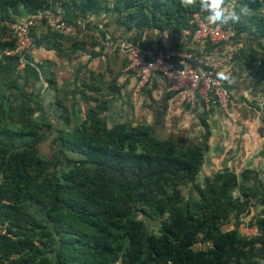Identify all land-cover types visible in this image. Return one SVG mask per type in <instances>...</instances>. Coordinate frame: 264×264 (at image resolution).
Wrapping results in <instances>:
<instances>
[{"label": "trees", "instance_id": "obj_1", "mask_svg": "<svg viewBox=\"0 0 264 264\" xmlns=\"http://www.w3.org/2000/svg\"><path fill=\"white\" fill-rule=\"evenodd\" d=\"M106 1L0 0V18L20 6L27 17L54 5L96 14L109 10ZM237 1L251 16L234 29L264 37V16L256 15L264 0ZM112 7L117 16L123 14L117 21L127 29L170 30L178 36L191 29L189 20L200 12L182 7L180 0H113ZM41 22L47 21L33 18V39ZM3 28L10 41L1 49H12L15 37ZM7 116L0 105V117ZM41 125L29 121L19 134L31 138ZM59 133L56 155L74 158H65L66 169L57 163L54 176L45 171L54 163L0 140V264H264V184L255 178L253 186H245L253 180L251 170L240 179L224 170L202 187L196 182L202 148H179L156 137L148 125L108 128L95 113ZM133 174L141 177L133 181L128 177ZM188 185L193 191L185 200L180 188ZM252 199L260 214L248 226L257 234L244 236L237 225L224 230ZM139 214L158 219L157 231H149Z\"/></svg>", "mask_w": 264, "mask_h": 264}, {"label": "rangeland", "instance_id": "obj_2", "mask_svg": "<svg viewBox=\"0 0 264 264\" xmlns=\"http://www.w3.org/2000/svg\"><path fill=\"white\" fill-rule=\"evenodd\" d=\"M112 4L113 0H107L108 11L88 15L54 5L53 11L65 12L71 31H56L47 22H41L42 27L33 33L34 45L43 53L36 71L26 67L12 75L0 65V105L8 114L3 120L0 117V140L51 161L54 166L45 171L54 176L59 169L57 163L66 169L65 158H74L72 154L56 155L54 142L59 132H68L95 113L108 128L124 122L148 125L156 137L174 142L179 148H202L203 163L196 177L202 187L207 178L213 180L224 170L232 171L239 179L244 170H251L253 180L245 186H253L255 178L264 184V37L256 38L249 31L239 34L233 25L224 27L230 32V39L216 49L219 55L233 54L230 88L236 105L230 119L199 108L176 106L159 81L133 102L130 93L134 76L124 72L126 48L136 44L146 45L149 50L172 47L179 36L170 30L127 29L118 24L117 19H122L123 14L117 16ZM256 15L264 16V7ZM26 17L20 6L0 18V60L5 51L1 45L10 41L3 26ZM29 121L42 125L34 136L25 138L19 134V128ZM128 177L136 181L141 176ZM180 190L185 200L193 191L190 185ZM233 194L238 196V190ZM242 209L245 211L241 215L231 216L224 230L237 225L242 232L260 214L254 199ZM138 218L149 231L156 232L160 226L158 219L142 214ZM196 247L203 248V244Z\"/></svg>", "mask_w": 264, "mask_h": 264}, {"label": "built area", "instance_id": "obj_3", "mask_svg": "<svg viewBox=\"0 0 264 264\" xmlns=\"http://www.w3.org/2000/svg\"><path fill=\"white\" fill-rule=\"evenodd\" d=\"M34 17L46 19L56 31H71L63 11H53L51 8L8 24L15 44L12 49L5 50L2 56L14 59L16 71L25 68V56L34 46L31 35ZM189 25L191 29L182 32L188 42L178 48L149 50L136 45L126 48L124 72L134 76L131 99L136 102L146 88L159 81L166 92L173 94L171 99L177 106L199 108L205 113L216 111L230 119L236 105L230 88L233 54L227 52L219 55L216 49L219 44L229 41L230 32L224 27L209 25L201 13L193 14ZM241 233L250 237L257 234V229L246 226Z\"/></svg>", "mask_w": 264, "mask_h": 264}, {"label": "clouds", "instance_id": "obj_4", "mask_svg": "<svg viewBox=\"0 0 264 264\" xmlns=\"http://www.w3.org/2000/svg\"><path fill=\"white\" fill-rule=\"evenodd\" d=\"M184 8H199L209 25L227 27L250 18L251 9L246 4L237 5L234 0H180Z\"/></svg>", "mask_w": 264, "mask_h": 264}, {"label": "crops", "instance_id": "obj_5", "mask_svg": "<svg viewBox=\"0 0 264 264\" xmlns=\"http://www.w3.org/2000/svg\"><path fill=\"white\" fill-rule=\"evenodd\" d=\"M63 13H65V12H63ZM176 39H178V40L175 41V45L178 46V47H180V46H182V45H184L185 43L188 42V40L182 38V36L181 37L179 36ZM36 47L37 46L34 45V47H32V49L26 54V56H25V58H26V66H25V68L23 70H25L26 67H27V69H29L31 72L34 73L36 71V69L39 67V64H37L38 63L37 61H39L41 59L43 53H42V51L39 48H36ZM0 65H1V69H3L4 72H6L7 74H12L13 75V74H18V73L23 71V70L22 71H16L13 61H11L8 58L1 57ZM211 113H218V112L212 111Z\"/></svg>", "mask_w": 264, "mask_h": 264}]
</instances>
